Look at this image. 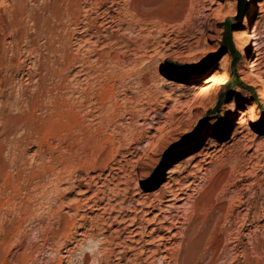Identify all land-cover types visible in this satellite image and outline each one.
Here are the masks:
<instances>
[{
    "label": "rangeland",
    "instance_id": "obj_1",
    "mask_svg": "<svg viewBox=\"0 0 264 264\" xmlns=\"http://www.w3.org/2000/svg\"><path fill=\"white\" fill-rule=\"evenodd\" d=\"M94 1L0 0L2 112L23 115L7 141L0 127V264H57L56 250L78 264L84 231L119 236L110 263L165 264L182 241L180 264H264V0L247 23L248 0H161L139 35L107 27L129 43L120 57L93 44L113 9ZM177 186L193 213L164 201Z\"/></svg>",
    "mask_w": 264,
    "mask_h": 264
},
{
    "label": "bare ground",
    "instance_id": "obj_2",
    "mask_svg": "<svg viewBox=\"0 0 264 264\" xmlns=\"http://www.w3.org/2000/svg\"><path fill=\"white\" fill-rule=\"evenodd\" d=\"M94 1V0H93ZM109 1V6L110 8H113L112 9V13L108 12L106 9L101 11L102 14H103V24L102 25H106L104 28H103V33L101 32H97L96 34H93L92 37H95V39L93 40V44L95 46V44L97 45L98 42H102V41H105L107 40L106 42H103L104 45H108L110 46V48L112 46L115 45V47L118 49L115 53V56L116 57H120L119 55H124L125 53L130 52L129 51V43L123 41L122 39H119V36L116 35L114 32L112 31H107V27H110L114 30H116L115 32H118L120 30L122 31H128L129 33H134L135 30L138 31V34L139 35L142 31H144V28L145 26L147 25V23L150 22V15L153 11H155L160 5H161V0H108ZM56 2V1H55ZM77 2V1H76ZM95 2V1H94ZM46 4V3H45ZM44 4V5H45ZM258 2L257 0H248V5H249V9L247 10V13H246V16H245V19H244V23H247L248 20L252 17L254 11H255V6H257ZM65 5V4H64ZM108 6V7H109ZM21 7V6H19ZM69 7V6H68ZM44 8V7H43ZM42 8V9H43ZM45 8H48V4L45 5ZM35 9V8H34ZM37 9V8H36ZM41 9V10H42ZM24 10V9H23ZM49 10V9H47ZM54 10V9H53ZM16 11V10H15ZM19 12V10H17ZM261 11V10H260ZM21 12V10H20ZM68 12V11H67ZM50 13V12H49ZM48 14V13H47ZM97 14V13H96ZM37 16V15H36ZM66 16V14H65ZM101 16V15H100ZM67 17V16H66ZM34 18V17H33ZM64 18V17H63ZM38 19V18H37ZM52 20V19H51ZM38 23V22H37ZM87 23V22H86ZM100 24V23H99ZM43 26V25H42ZM2 27V26H1ZM102 28V27H101ZM156 28L158 29L159 33L162 34L163 32H165V28L163 26H161L160 24L159 25H156ZM33 29V28H31ZM47 30V29H46ZM85 30V29H84ZM255 26H254V30H253V33L251 35H248L246 41L244 42V45L242 47V50H241V53L243 55H247L250 50L252 49V46L254 45V43L251 41V38L254 39L255 38ZM30 31V30H29ZM35 31V30H34ZM44 31V30H43ZM80 31V30H79ZM87 32V29L85 30ZM145 33V32H144ZM49 34V33H48ZM85 34V33H84ZM88 34V32H87ZM136 34V33H135ZM134 34V35H135ZM234 37L236 40H239L240 39V36L238 33L234 32ZM42 35V34H41ZM40 35V36H41ZM122 35V34H121ZM136 35V36H137ZM39 36V35H38ZM47 36V35H46ZM43 37V36H42ZM46 38V37H45ZM47 38L49 39V37L47 36ZM77 38V37H76ZM132 38V37H131ZM130 38V39H131ZM3 39V38H2ZM151 38H149L148 36H142L140 39H137V37L131 41L132 44H133V47L131 48L133 50V54L136 55L138 52L140 51H145L146 47H147V43L149 42ZM175 38L173 37H169L167 36L166 38H164L163 40H172V41H175L174 40ZM53 40V39H52ZM79 40V39H78ZM125 40V39H124ZM130 41V40H129ZM171 41V42H172ZM177 41V40H176ZM112 42V43H111ZM180 42V41H179ZM158 44L160 43L159 42V39L158 38H154V41H152V44ZM166 43V42H165ZM174 43V42H173ZM48 44V43H47ZM151 44V42H150ZM151 44V45H152ZM50 45V44H49ZM131 45V44H130ZM87 46V45H86ZM23 47V46H22ZM48 47V46H47ZM114 47V48H115ZM106 48V47H105ZM124 48V49H123ZM23 49V48H22ZM46 49V47H45ZM38 50V49H37ZM93 50V49H92ZM106 50V49H105ZM18 51V50H17ZM94 51V50H93ZM120 51V52H119ZM52 52V51H51ZM92 52V51H91ZM103 52V51H102ZM119 52V53H118ZM1 53V52H0ZM101 53V52H100ZM113 53V52H112ZM105 54V53H104ZM34 55V54H33ZM50 55V54H49ZM25 56V55H24ZM38 56V54H37ZM76 56V55H75ZM113 56V55H112ZM73 57V55H72ZM84 57V56H83ZM24 59V58H23ZM97 59V58H96ZM141 59V58H140ZM99 60V59H98ZM97 60V61H98ZM111 60V59H110ZM119 60V59H118ZM255 60L256 58H252V60L249 61V65L248 67L251 68V70L253 71L254 70V65H255ZM107 61V59H106ZM109 61V60H108ZM120 61V60H119ZM39 62V61H38ZM81 62V61H80ZM85 62V61H84ZM96 62V61H95ZM142 62V61H141ZM33 63V62H32ZM121 63V62H120ZM119 63V64H120ZM28 64V63H27ZM69 64V63H68ZM92 64V63H91ZM113 64V63H112ZM115 64V63H114ZM124 64V62H123ZM71 65V64H70ZM84 65V64H83ZM104 65V64H103ZM117 65V64H116ZM96 66V65H94ZM105 67V66H104ZM26 68V67H25ZM33 68V67H32ZM64 68V67H63ZM96 68V67H95ZM99 68V67H98ZM113 68V67H112ZM92 69V68H91ZM117 70V69H116ZM91 71V70H90ZM29 73V72H28ZM98 73V72H97ZM101 73V72H100ZM146 73V71H145ZM251 74V73H250ZM27 75H30L27 74ZM100 75V74H99ZM123 75V74H122ZM31 76V75H30ZM101 76V75H100ZM124 76V75H123ZM128 76V75H126ZM125 76V77H126ZM118 77V76H117ZM121 77V76H120ZM87 78V77H86ZM122 78V77H121ZM85 79V78H84ZM123 79V78H122ZM23 80V79H22ZM121 80V79H120ZM216 80L213 76H210V78L206 81V83H209L211 81H214ZM125 83V82H124ZM75 84V83H74ZM87 87V86H86ZM92 87V86H91ZM111 87V86H110ZM20 88V87H19ZM113 88V87H112ZM69 89V88H68ZM79 89V88H78ZM110 89V88H109ZM13 90V89H12ZM87 90V89H86ZM221 90V87L219 85H214L212 87V92L215 94L216 92L220 91ZM19 92V91H18ZM70 92V91H69ZM74 92V91H73ZM76 92V91H75ZM81 92V91H80ZM109 92V91H108ZM83 94V93H82ZM113 95V94H111ZM81 96V95H80ZM92 96V95H91ZM90 96V97H91ZM14 97V96H13ZM97 98V97H96ZM84 99V98H83ZM8 101V96L6 95V97H4L2 91H0V127L2 128V132H1V137H2V141H7L8 140V137L9 135H12L14 134L15 132H17V124L22 121V118H23V115L19 112L16 114H14L12 116L11 119H13V121H15V123H17L14 127H11V126H8L7 125V120L3 117V108L5 107L6 103ZM19 101V97H16L15 98V102L13 103L15 105V108L17 106V102ZM71 101V100H70ZM29 102V101H28ZM106 102V101H105ZM69 105V104H68ZM27 106V105H26ZM34 106V105H33ZM32 106V107H33ZM13 107V106H12ZM52 107V106H51ZM57 107V106H56ZM102 107V106H101ZM116 108V107H115ZM13 109V108H12ZM32 109V108H31ZM71 110V114L73 112V109L70 108ZM94 110V109H93ZM111 110V109H110ZM113 110V109H112ZM25 111V110H24ZM184 111V110H183ZM75 112V110H74ZM73 112V114L75 115V113ZM104 112V111H102ZM178 112V111H177ZM53 113V112H52ZM69 113V112H68ZM118 113V112H117ZM66 114V113H65ZM72 114V115H73ZM85 114L87 115L88 113L85 112ZM106 114V113H105ZM111 114V113H110ZM69 115V114H68ZM83 115V114H82ZM115 115V114H114ZM59 116V115H58ZM77 116V115H76ZM80 116V114H79ZM88 116V115H87ZM100 116V115H99ZM112 118V117H111ZM74 119V118H73ZM104 119V118H103ZM107 119V118H106ZM68 120V119H67ZM72 120V119H70ZM80 120V119H79ZM85 120V119H84ZM109 120V119H108ZM105 121V120H104ZM107 121V120H106ZM105 121V122H106ZM28 122V121H27ZM72 122V121H71ZM64 123V122H63ZM74 123V122H72ZM32 123H30V130L32 131L33 129H35L34 127L31 126ZM100 124V123H99ZM105 124V123H104ZM12 125V124H11ZM33 125V124H32ZM77 125V124H76ZM71 127V124L69 125ZM82 126V125H81ZM76 127V126H75ZM80 127V125H79ZM73 128V126H72ZM97 128V127H96ZM82 130V129H81ZM98 130V129H97ZM42 131V130H41ZM32 133V132H31ZM28 134V133H27ZM99 134V133H98ZM20 138V137H19ZM27 138V137H26ZM72 138V137H71ZM37 139V138H36ZM34 141V140H32ZM108 141V140H107ZM3 146V144H2ZM2 148V147H1ZM0 148V149H1ZM5 150V149H4ZM13 150V149H12ZM12 152V151H11ZM13 154V153H12ZM4 156V155H3ZM5 157V156H4ZM204 157V156H203ZM9 160V159H8ZM25 162V161H24ZM2 163V162H1ZM6 168V167H5ZM216 169V168H215ZM24 172V171H23ZM5 174H7V172L4 171V174L2 177H7ZM5 175V176H4ZM1 176V175H0ZM19 176V175H18ZM206 175L204 174L203 177H205ZM1 177V178H2ZM5 178H3V180H5ZM210 179L209 176H207L206 178V182H208ZM14 181V179H12ZM11 180V181H12ZM16 180V179H15ZM177 183V182H176ZM16 184V183H15ZM193 184V183H192ZM187 188H189V184L186 185ZM185 186V187H186ZM173 187V186H171ZM184 187V188H185ZM168 188V187H167ZM195 192H199L200 190V187L198 186L197 188H192ZM202 189V188H201ZM167 197L164 199V201H170V200H174V199H177V200H184L183 203H189V193H186L182 187H175V188H169L168 189V193H167ZM231 196V195H230ZM236 196V195H235ZM193 197V196H192ZM233 197V196H232ZM160 198V197H159ZM150 199V198H149ZM154 199V198H153ZM191 200V199H190ZM193 200V199H192ZM4 202V201H3ZM232 202V201H231ZM238 202V201H237ZM151 203V202H150ZM195 203V202H194ZM193 202H190L189 203V207L188 210L189 212L193 213V207H194V204ZM146 204V203H145ZM2 205V204H1ZM149 206V205H148ZM182 206V205H181ZM196 207V206H195ZM198 207V206H197ZM247 207V206H246ZM186 209V207H185ZM195 210V209H194ZM181 211V210H180ZM184 215L186 213V210H184ZM187 211V212H188ZM188 212V213H189ZM182 214V213H181ZM172 215V214H171ZM178 215V214H177ZM191 215V214H190ZM260 216V215H259ZM182 217V216H181ZM236 218V217H235ZM170 221H169V225L165 226V229H167V231H171V226L174 225V223H179V221L176 219V216H170L169 217ZM166 220V219H165ZM133 221V220H132ZM203 221V220H202ZM71 224V223H70ZM240 224V222H239ZM178 225V224H176ZM181 226V225H179ZM175 227H178V226H175ZM131 229V228H130ZM139 229V228H138ZM162 230V229H161ZM134 230L131 229V230H128V233H132ZM199 231V230H198ZM68 232V230H67ZM143 232V231H142ZM80 235L82 236V241L83 243H80V245L78 246L77 248V253H79V255H81V257H79V261H78V264H121V263H118V262H115V263H110L109 260H110V257L111 256H115L116 259H119L121 260V258H123L124 256L122 255L123 252H120V251H115L114 247L111 248L110 246L112 245L111 243H115L116 244H119L120 242H115L114 241V238H119L118 235H116L115 237H112V236H107L108 238H103L105 240H103L102 242H100V239L98 236L101 237V235H94L92 233H87V232H81ZM166 235V234H165ZM104 237V236H103ZM128 237V236H126ZM158 237V236H157ZM160 238H163L162 236ZM65 240V238H64ZM102 240V239H101ZM145 240V239H144ZM152 240V239H151ZM131 241V240H130ZM137 241V240H136ZM167 242V241H166ZM137 243V242H136ZM146 243V242H145ZM111 244L110 246H106V245H109ZM127 244V243H126ZM141 244V243H140ZM178 248L176 250H173V252H169V250H166L165 253H163L161 256H162V259L164 260L163 263L165 264H180L181 262V259H184L183 256H184V250L182 249V241L178 244ZM119 246V245H118ZM125 246V245H123ZM138 246V245H137ZM83 247L87 248V249H90L92 253H89V254H92L91 256L88 255V252L86 253L83 249ZM127 248V246H125ZM129 247V246H128ZM165 248V247H164ZM171 248V247H170ZM147 249V248H146ZM140 251V250H138ZM155 251L158 252V250L154 249L151 252V255L155 253ZM65 253H61L60 250H56V259H57V264H60V262L65 259V262L67 264H71V256L74 254L73 251H70V250H65L64 251ZM76 253V254H77ZM122 255V256H121ZM132 255V254H131ZM138 255V254H136ZM148 255V254H147ZM90 256V257H89ZM136 257V256H135ZM185 257V256H184ZM90 258V260H89ZM49 259V258H48ZM55 259V260H56ZM136 259V258H135ZM131 260V259H130ZM46 262V261H45ZM114 262V261H113ZM154 262V261H153ZM184 262V261H183ZM182 262V263H183ZM131 263V262H130ZM149 263V262H148ZM157 264V263H156Z\"/></svg>",
    "mask_w": 264,
    "mask_h": 264
},
{
    "label": "trees",
    "instance_id": "obj_3",
    "mask_svg": "<svg viewBox=\"0 0 264 264\" xmlns=\"http://www.w3.org/2000/svg\"><path fill=\"white\" fill-rule=\"evenodd\" d=\"M230 47L232 48L231 51H230V54L236 53V51L234 50L233 46L230 45Z\"/></svg>",
    "mask_w": 264,
    "mask_h": 264
}]
</instances>
